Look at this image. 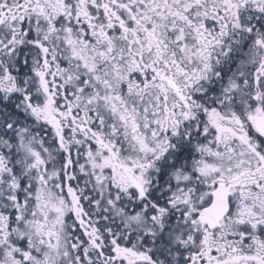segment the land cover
I'll return each mask as SVG.
<instances>
[{"label": "snow or ice", "instance_id": "snow-or-ice-1", "mask_svg": "<svg viewBox=\"0 0 264 264\" xmlns=\"http://www.w3.org/2000/svg\"><path fill=\"white\" fill-rule=\"evenodd\" d=\"M0 264H264V0H0Z\"/></svg>", "mask_w": 264, "mask_h": 264}]
</instances>
